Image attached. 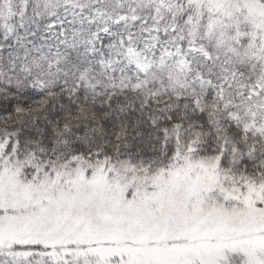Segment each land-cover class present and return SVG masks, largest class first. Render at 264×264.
I'll return each instance as SVG.
<instances>
[{"label":"snow or ice","instance_id":"obj_1","mask_svg":"<svg viewBox=\"0 0 264 264\" xmlns=\"http://www.w3.org/2000/svg\"><path fill=\"white\" fill-rule=\"evenodd\" d=\"M0 264H264V0H0Z\"/></svg>","mask_w":264,"mask_h":264}]
</instances>
